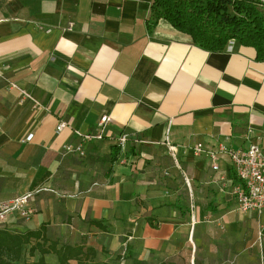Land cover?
Returning <instances> with one entry per match:
<instances>
[{"label":"crops","instance_id":"crops-1","mask_svg":"<svg viewBox=\"0 0 264 264\" xmlns=\"http://www.w3.org/2000/svg\"><path fill=\"white\" fill-rule=\"evenodd\" d=\"M152 1L0 0V205L31 193L27 218L0 226L44 225L100 264H264L243 244L228 156L213 170L192 152L264 151V59L235 41L203 50L163 18L149 29Z\"/></svg>","mask_w":264,"mask_h":264},{"label":"trees","instance_id":"trees-1","mask_svg":"<svg viewBox=\"0 0 264 264\" xmlns=\"http://www.w3.org/2000/svg\"><path fill=\"white\" fill-rule=\"evenodd\" d=\"M159 18L190 35L203 50L221 51L233 39L253 47L257 58L264 59V3L258 0H153L148 28ZM116 153L113 146L109 158ZM47 254H55L57 264H100L94 262L90 247L50 240L44 225L24 232L0 226V264H50Z\"/></svg>","mask_w":264,"mask_h":264},{"label":"built area","instance_id":"built-area-1","mask_svg":"<svg viewBox=\"0 0 264 264\" xmlns=\"http://www.w3.org/2000/svg\"><path fill=\"white\" fill-rule=\"evenodd\" d=\"M234 40H228L226 46L229 50L232 49ZM0 77H3L0 75ZM8 84L17 89L21 95L22 100H30L34 106H39L40 103L27 91L18 87L15 82L7 79ZM110 121L108 115L100 117L98 124L102 125ZM66 126L65 122H59L56 126V132L61 131ZM100 138L101 136H95ZM127 139L122 136L118 140V144L121 150L124 149ZM168 144V148L172 155L175 152V147L170 145L168 139H165ZM64 150L68 153H76L79 156L83 155V149L80 145H64ZM192 152L195 155L205 153L210 159L211 168L213 170L218 169L217 159L221 154L228 156L230 163L234 169V172L238 178V183L235 185L233 194L236 197L237 210L239 213L247 214L254 213L259 218L264 219V151L260 149L256 144H251L249 147L231 148L222 143L214 148H205L200 142L196 143L192 147ZM31 193H27L21 196H16L10 201L0 205V224L6 221L7 216L11 212H16L21 217L27 218L29 211L26 208L27 199ZM257 233V242L259 245L264 242V225H259Z\"/></svg>","mask_w":264,"mask_h":264},{"label":"rangeland","instance_id":"rangeland-1","mask_svg":"<svg viewBox=\"0 0 264 264\" xmlns=\"http://www.w3.org/2000/svg\"><path fill=\"white\" fill-rule=\"evenodd\" d=\"M258 2L264 3V1L261 0H258ZM258 222V217L256 215H249L248 213L243 214V244L252 243L255 239L257 241V233L260 228ZM261 245L262 248H264V242H262ZM50 263H55L54 257L50 258Z\"/></svg>","mask_w":264,"mask_h":264},{"label":"water","instance_id":"water-1","mask_svg":"<svg viewBox=\"0 0 264 264\" xmlns=\"http://www.w3.org/2000/svg\"><path fill=\"white\" fill-rule=\"evenodd\" d=\"M261 1H264V0H261Z\"/></svg>","mask_w":264,"mask_h":264}]
</instances>
